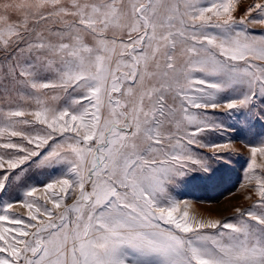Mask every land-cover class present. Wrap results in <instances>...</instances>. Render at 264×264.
<instances>
[{
	"label": "snow or ice",
	"instance_id": "1",
	"mask_svg": "<svg viewBox=\"0 0 264 264\" xmlns=\"http://www.w3.org/2000/svg\"><path fill=\"white\" fill-rule=\"evenodd\" d=\"M257 124L264 0H0V264H264Z\"/></svg>",
	"mask_w": 264,
	"mask_h": 264
},
{
	"label": "rangeland",
	"instance_id": "2",
	"mask_svg": "<svg viewBox=\"0 0 264 264\" xmlns=\"http://www.w3.org/2000/svg\"><path fill=\"white\" fill-rule=\"evenodd\" d=\"M251 2V0H249ZM255 133H264V124H257ZM250 139V137H248ZM245 141L238 140V153L232 156L229 171L225 174L224 183L214 190L193 189L188 186L177 188L174 195L177 199L189 200L192 203L191 212L205 219H224L232 217L236 208H247L250 201L244 198L245 190L240 187L243 180V171L248 159ZM46 176H38V180H45ZM234 193V194H233Z\"/></svg>",
	"mask_w": 264,
	"mask_h": 264
}]
</instances>
